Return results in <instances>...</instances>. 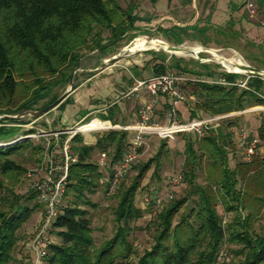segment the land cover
I'll return each mask as SVG.
<instances>
[{"label":"trees","instance_id":"1","mask_svg":"<svg viewBox=\"0 0 264 264\" xmlns=\"http://www.w3.org/2000/svg\"><path fill=\"white\" fill-rule=\"evenodd\" d=\"M136 22L132 9H122L118 0H0V117L4 116L0 124L26 125L20 119L6 116L33 111V106L48 98L54 87L68 86L71 74L80 67L83 50L104 52L132 31ZM98 30L108 32V45H102ZM154 73L159 76L168 72L164 66H156ZM259 81L264 83L251 78L248 86ZM192 83L196 103L191 117L197 111L223 115L264 105V94L255 90L240 91L237 87L201 80ZM57 101V97L52 98L44 108ZM68 101L67 95L57 108L64 110ZM104 120L116 125L110 115ZM17 132L15 128L0 126V144L13 140ZM257 135L264 147V121ZM220 137L219 132L204 137L197 150L191 140L184 139V179L190 187L189 196L196 198L194 207L182 214L178 222L175 218L186 205L187 197L161 207L154 244L132 264H217L225 231L228 242L241 247L236 253L242 257L239 264H264V225L256 227L259 220H264V155L250 162L241 161L230 169L225 144L231 142L226 143L222 137L220 143ZM126 139V132L117 131L97 139L94 146L85 145L80 134L70 139L72 161L68 165L63 197H70L71 202L58 208L50 230L55 231L60 243L48 246L44 264H115L117 259L131 254L128 225L141 217L134 204L135 194L153 160L142 166L133 184L121 194L115 211L117 231L95 253L90 214L85 209L94 207L89 197L101 186L103 177L99 166L91 161L93 153H106L113 148L108 164L112 167L128 150ZM30 145L28 140L14 146L0 145V173H17L19 167L8 158ZM163 147L166 148L165 143ZM198 152L209 158L205 188L194 183L196 168L200 166ZM156 170L157 167L152 176ZM32 198L31 194L28 200ZM218 205L225 213L234 214L225 230ZM33 211L34 208L18 202L7 212H0V264L11 263L17 233Z\"/></svg>","mask_w":264,"mask_h":264},{"label":"rangeland","instance_id":"2","mask_svg":"<svg viewBox=\"0 0 264 264\" xmlns=\"http://www.w3.org/2000/svg\"><path fill=\"white\" fill-rule=\"evenodd\" d=\"M118 2L122 9H132L133 16L137 19L134 29L119 39L116 45L108 46L102 53L96 49L83 50L79 70L71 74L73 80L71 87L69 85L54 87L48 98L33 106L32 112L42 110L52 98L61 99L66 94L73 95L74 98L68 101L66 109L61 110L57 106L39 118H34L31 114L20 117L21 121L27 123L26 125L0 124V126L18 130L16 137L3 144V147L22 144L27 140L31 143L29 147L20 148L14 156L8 158L19 167L17 173L7 175L0 173V212H7L12 204L18 202L31 209L34 208L17 233L18 241L10 264H34L35 261L32 245L45 213L34 186L42 182L50 168H58L54 172L58 179L62 173L60 168L65 163L69 165L72 161L69 156L70 139L76 134L82 136L85 145L92 146L97 139L106 136L109 132H125L120 128L132 126L140 108L136 93L131 94L136 81L155 77L156 66H164L168 73L192 80L182 87L185 95L184 105L192 113L196 103V98L192 94L194 92L192 82L197 80L219 82L228 74L226 60L236 61V57L240 56L245 64L264 70V0H118ZM99 33L103 40L102 45H108V32L99 31ZM146 38L179 47L177 52L181 54L188 52L191 48L197 50L201 47L210 53H200L198 58L177 56L169 54L163 46H148L147 49L134 52L132 48L138 43L143 42V47L148 44ZM158 49L166 52L154 51ZM242 80L241 77L235 81ZM254 85H250L249 88L264 94V83L257 82ZM73 88H75L74 91ZM69 90L70 92L67 93ZM159 105L160 103L157 105L155 116L163 120V111ZM262 108L264 105L230 113L232 116L222 120L218 129L209 130L204 136H216L219 132L220 143L222 137L226 138V143L231 142L229 145L225 144L230 169L243 161L236 147L239 131L243 129L257 134L258 127L264 121ZM84 114L88 116L77 123V116ZM109 115L118 123V126L111 122L110 125L114 127L111 129L85 133L78 131V129L90 128L89 123L92 121L106 125L103 121L105 116ZM206 116L221 115L197 111L190 120ZM126 133L128 143L133 133ZM204 137L181 134L175 137V141H163L156 135L145 137V145L139 151L138 161L120 182L115 193L108 197L106 185H102L94 195L89 197L94 207L85 209L90 214L94 253L114 237L119 225L115 211L120 202V196L133 184L142 166L152 160L150 169L145 179L139 182L135 194L134 204L141 212V217L128 225L127 241L131 246V254L125 259H117L115 264L136 263L144 252L152 247L156 236L158 213L166 205L172 201L188 198L186 205L176 216L175 222L179 221L182 214L194 207L193 202L196 198L189 196L190 187L184 179L186 160L183 154L184 139L191 140L197 150ZM67 141L69 143L66 162L62 147ZM164 143L167 149L163 147ZM112 153L113 148H109L106 153L95 151L91 161L99 166L100 172L105 173ZM198 156L201 157L198 159L200 166L196 168L194 183L196 186L205 188L208 186L209 169L206 165L209 158L200 152ZM101 162H104V166ZM155 167H157L156 175L152 176ZM178 174L182 175V183L175 187L169 186L168 179ZM167 193L170 199L164 201L160 208H156L154 199L164 198ZM31 194L33 198L28 200ZM70 202V197H63L59 208L69 205ZM217 209L225 230L234 214L225 213L220 205ZM258 225H264V220L257 222V229ZM55 234V231L49 230L47 235L49 245L60 243ZM224 235V242L217 256V264H239L242 257L236 253L241 247L228 242L227 231Z\"/></svg>","mask_w":264,"mask_h":264},{"label":"built area","instance_id":"3","mask_svg":"<svg viewBox=\"0 0 264 264\" xmlns=\"http://www.w3.org/2000/svg\"><path fill=\"white\" fill-rule=\"evenodd\" d=\"M227 73L231 74L229 72ZM231 75H239L243 80L239 82L222 79L219 82H206L220 84L227 87L242 88L243 90H251L248 86V82L251 78H256L243 74ZM257 79L264 82V79L262 78ZM191 81L192 80H189L184 76L173 73L151 77L145 81H136L135 86L131 90V94L144 90L148 95V101L138 110V120L134 126L120 128L125 132L133 133L132 139L128 142V150L123 155V158L112 167L108 166L105 173L101 172L103 177L100 180V185H106V193L108 197L115 193L120 182L138 161L140 157L139 151L145 145L146 136L156 135L163 141H174L175 137L181 134H192L201 138L206 136L209 130L218 129L222 120L228 119L232 116V114L229 113L227 115L206 116L183 121L178 115V106L185 102V95L182 91V87L186 85L187 82ZM161 98L167 99L168 107L163 122H158L155 120V112ZM261 110H264V108ZM68 143L69 141H67L62 147L63 156L66 162L68 159ZM236 147L244 162H250L253 158L264 155V147H262L258 135L252 134L243 129L239 131L237 136ZM101 164L104 166V162H101ZM56 169L58 168H50L42 182L34 186V190L38 194L39 202L42 204L45 213L43 221L40 224L38 235L34 239L32 245L33 251L35 252L34 264H44L48 246L50 244L47 235L53 221L57 218L58 208L65 192L64 188L68 165L65 163V165L60 168L62 173L58 179H56V174L54 173ZM181 183V174L169 178L167 182L171 187L179 186ZM168 199H170L168 193L164 198H155V207L160 208L163 202Z\"/></svg>","mask_w":264,"mask_h":264},{"label":"bare ground","instance_id":"4","mask_svg":"<svg viewBox=\"0 0 264 264\" xmlns=\"http://www.w3.org/2000/svg\"><path fill=\"white\" fill-rule=\"evenodd\" d=\"M148 41V44L143 47L144 43L143 42H140L136 45V47L132 48V50L134 52L136 51H140V50H144V49H147L149 48L148 46H163V48L169 52V54H175L177 56H192V57H196L197 55H199L200 53H210L209 51L203 49L202 47L201 48H198L197 50H192L189 49L188 52H182L184 54H181V52H177V51H170V47L168 44H166L165 42H162V41H159V40H156V39H152V40H147ZM187 50V49H186ZM211 54L213 55V52H211ZM236 62H237V65L239 66H243L245 63L244 61L242 60V58L240 56H237L236 57ZM224 63V62H223ZM225 66L233 71V72H238V73H241V71L239 70V68L235 67V66H231L228 64V62L225 63ZM90 124V128L87 127V128H83V129H78L79 132H82V133H85V132H88V131H93V130H106V129H111V128H114L112 127L110 124H106V125H102L101 123H97L96 121H92ZM0 145H3V144H0Z\"/></svg>","mask_w":264,"mask_h":264},{"label":"water","instance_id":"5","mask_svg":"<svg viewBox=\"0 0 264 264\" xmlns=\"http://www.w3.org/2000/svg\"><path fill=\"white\" fill-rule=\"evenodd\" d=\"M146 39L147 40H152L151 38H146ZM169 47H170V51H173V52L179 50V47H174V46H169ZM149 50H153V49H149ZM154 51L166 52V51H164L162 49H158V50H154ZM173 55H175V54H173ZM195 58H198V55ZM226 61L228 62L229 65L235 66V67L239 68V70L241 71V73L233 72V71H231V70H229L227 68L226 71L229 72V73H231V74H243V75H247V76H251V77H256V78H262V79H264V70L256 69V68L251 67V66H249L247 64H244L243 66H239V65H237V62L236 61H228V60H226ZM78 70H79V68H77L75 71H78ZM72 82H73V80L70 79V82H69V86L70 87L72 85ZM69 92H70V90L67 93H69ZM65 96H67V94L64 95L61 99H58V101L55 102L54 104H52V105H50V106H48L46 108H43L42 110H40L38 112L28 111V112H25V113H23L21 115H17V116H6V117L9 118V119H20V117H23L25 115H28V114L30 115L31 114L32 117L39 118V117L47 114L52 109L56 108L64 100ZM1 117L3 118L4 116H1Z\"/></svg>","mask_w":264,"mask_h":264},{"label":"crops","instance_id":"6","mask_svg":"<svg viewBox=\"0 0 264 264\" xmlns=\"http://www.w3.org/2000/svg\"><path fill=\"white\" fill-rule=\"evenodd\" d=\"M240 78H241V76H239V75H231V74H227V75L224 76L223 79H225V80H227V81H235V80L240 79ZM242 79H243V78H242ZM205 81H206V80H205ZM136 96H137L138 99H139V105H140V107H141L145 102L148 101V95H147V93H146L144 90H141V91H139L138 93H136ZM68 97H69V102L71 101V98H72V97L74 98L73 95L68 96ZM159 103H160L161 108H162L161 110L163 111L162 114L165 115V112H166L167 107H168V101H167L166 98H161L160 101H159ZM115 105H116V104H115ZM160 105H159V106H160ZM65 109H66V107H65ZM139 109H140V108H139ZM157 109H158V107L156 108V110H157ZM80 110H84V108H80ZM178 115H179V117H180L183 121L190 120L191 113L189 112V109L186 108V106L184 105V103H181V104L178 106ZM86 116H88V114H86ZM86 116H85V117H83V116H77V118H78L77 123L82 122L83 119L86 118ZM191 119H192V118H191ZM137 120H138V113H137V117H136L134 123H132L131 125L134 126V125L137 123ZM155 120L158 121V122H163L164 117H163V120H161V119H159V118H157V117L155 116ZM72 122H73V121H72ZM103 122H108L109 124H112L111 121H103ZM63 123H64V122H63ZM101 123H102V122H101ZM117 124H118V123L116 122V126H118ZM132 137H133V136H132ZM132 137H131V139H132ZM131 139H130V140H131ZM130 140H129V141H130ZM129 141H128V142H129ZM174 141H175V140H174ZM94 145H95V143H94ZM94 145H92V146H94Z\"/></svg>","mask_w":264,"mask_h":264}]
</instances>
